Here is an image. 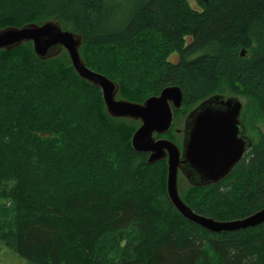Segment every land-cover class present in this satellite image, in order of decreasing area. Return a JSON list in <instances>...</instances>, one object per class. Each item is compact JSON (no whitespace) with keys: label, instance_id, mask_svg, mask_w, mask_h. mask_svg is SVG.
<instances>
[{"label":"trees","instance_id":"obj_1","mask_svg":"<svg viewBox=\"0 0 264 264\" xmlns=\"http://www.w3.org/2000/svg\"><path fill=\"white\" fill-rule=\"evenodd\" d=\"M50 19L82 34L87 65L131 101L168 85L196 105L229 90L264 117V0H0V29ZM62 52L0 50V248L27 264H264V223L212 232L185 218L167 160L134 149L136 123L112 117ZM253 143L185 202L217 220L264 207V130Z\"/></svg>","mask_w":264,"mask_h":264},{"label":"water","instance_id":"obj_2","mask_svg":"<svg viewBox=\"0 0 264 264\" xmlns=\"http://www.w3.org/2000/svg\"><path fill=\"white\" fill-rule=\"evenodd\" d=\"M25 42H32L35 54L43 60L56 57L66 49L78 75L101 88L112 117L142 122L133 134L132 146L137 151L148 152L150 164L167 160V192L185 218L212 232L242 230L264 223V207L241 218L217 220L197 213L179 191L180 173L194 186L220 182L233 172L244 153L253 146V140L245 136V125L241 121L244 105L238 96L214 93L200 101L186 116L180 148L173 140L156 136L170 131L175 110L184 106L185 95L179 85H168L143 102L117 98L120 84L90 68L83 59L82 34L64 28L56 19L0 29V50H13ZM241 54L244 55V49Z\"/></svg>","mask_w":264,"mask_h":264},{"label":"rangeland","instance_id":"obj_3","mask_svg":"<svg viewBox=\"0 0 264 264\" xmlns=\"http://www.w3.org/2000/svg\"><path fill=\"white\" fill-rule=\"evenodd\" d=\"M189 1L193 6H197V0H189ZM62 53L63 55L68 54L69 56V53L66 49H64ZM226 94L230 95L231 92L228 90ZM238 97L241 99L244 105L242 119L247 126L248 133L254 138L255 141H258L260 138L261 132L264 130V117H262L261 114L259 113V110L257 108L256 102L254 99L247 97L245 95H238ZM117 98H124L127 100L129 99L121 92L118 93ZM132 101H135V100H132ZM195 105H196L195 103L186 102L184 106L178 111V115L175 118L173 126L171 130L168 132L170 133L168 137L166 134L156 135V136L157 137H167L173 140L175 143H177L180 146V148H182V144H183V131L182 130L184 128L185 118L188 112L192 108H194ZM121 118H125V117H121ZM128 119H131L136 123V129L142 124L140 120L132 119V118H128ZM179 129H181V131ZM178 184H179V191L181 195L184 194V191L187 192V190L190 188L189 187L190 183L183 173L179 174ZM0 264H27V262L18 256L16 257L13 253L8 251L7 249L0 248Z\"/></svg>","mask_w":264,"mask_h":264},{"label":"flooded vegetation","instance_id":"obj_4","mask_svg":"<svg viewBox=\"0 0 264 264\" xmlns=\"http://www.w3.org/2000/svg\"><path fill=\"white\" fill-rule=\"evenodd\" d=\"M180 109H181V108H180ZM180 109H176L175 112H178ZM192 109H193V108H192ZM192 109H191V110H192ZM191 110H190V111H191ZM190 111H189V112H190ZM189 112H188V113H189ZM242 114H243V112H242ZM187 115H188V114H187ZM175 118H176V114H175ZM185 119H186V118H185ZM241 121H242V123L245 125V136L250 137V138L253 140V137L248 133L247 126H246L245 122H244L243 119H242V115H241ZM179 130L181 131V129H179ZM182 131H183V130H182ZM183 135H184V134H183ZM248 151H249V149L244 153V155H245ZM244 155H243V157H244ZM243 157H242V158H243ZM242 158H241V159H242Z\"/></svg>","mask_w":264,"mask_h":264}]
</instances>
